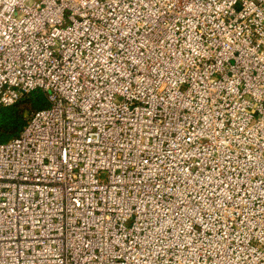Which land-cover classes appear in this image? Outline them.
<instances>
[{
    "label": "built area",
    "instance_id": "1",
    "mask_svg": "<svg viewBox=\"0 0 264 264\" xmlns=\"http://www.w3.org/2000/svg\"><path fill=\"white\" fill-rule=\"evenodd\" d=\"M0 264H264V0H0Z\"/></svg>",
    "mask_w": 264,
    "mask_h": 264
},
{
    "label": "trees",
    "instance_id": "2",
    "mask_svg": "<svg viewBox=\"0 0 264 264\" xmlns=\"http://www.w3.org/2000/svg\"><path fill=\"white\" fill-rule=\"evenodd\" d=\"M49 105L46 94L35 90L11 106H0V142L19 136L32 114Z\"/></svg>",
    "mask_w": 264,
    "mask_h": 264
}]
</instances>
